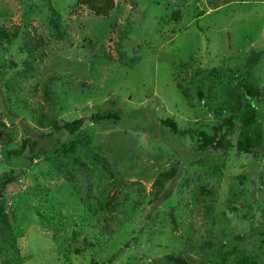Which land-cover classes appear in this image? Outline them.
I'll list each match as a JSON object with an SVG mask.
<instances>
[{
	"label": "rangeland",
	"instance_id": "obj_1",
	"mask_svg": "<svg viewBox=\"0 0 264 264\" xmlns=\"http://www.w3.org/2000/svg\"><path fill=\"white\" fill-rule=\"evenodd\" d=\"M84 1L0 0V26L18 32L0 45V198L12 222L0 225V264H225L240 253L264 264V145L239 153L237 124L229 151L197 152L220 120L197 81L187 96L175 81L184 66L220 69L227 91L238 68L264 89V0H114L106 17ZM28 35L47 44L33 70ZM48 81L56 116L43 129L22 101L44 103ZM254 104L264 127V101ZM81 118L76 135L61 131Z\"/></svg>",
	"mask_w": 264,
	"mask_h": 264
},
{
	"label": "trees",
	"instance_id": "obj_2",
	"mask_svg": "<svg viewBox=\"0 0 264 264\" xmlns=\"http://www.w3.org/2000/svg\"><path fill=\"white\" fill-rule=\"evenodd\" d=\"M84 3H86L97 16L106 17L114 10V0H85ZM52 14L54 18L50 19V25L55 31L56 36L61 39L63 35L58 14L54 10L52 11ZM175 20H178V18ZM16 36H18L17 31L12 32L7 27L0 26V45H9L13 43L17 38ZM44 48H47V44L42 37L31 38V36L28 35V38L23 42L22 50L26 54L27 65L32 66V70L34 69V65L38 66L42 62L44 56L42 50ZM255 60L256 59L253 57L249 64L254 63ZM182 69L184 72L179 70L175 76V81L178 83V88L185 96H187V87L185 84L187 82L197 81L198 86L196 87V91L198 99L200 102L205 101L203 104L204 107H206L211 113L214 114V116L218 118V120H220V127L215 129V132L212 135L199 132L197 152L204 153L208 150L224 152L229 151L234 147L231 137L234 135L237 124L240 125V134L235 148L239 153L252 154L254 150L259 149L264 145V127L261 118L259 117V111L254 104L255 101H264V89L259 88L253 82H250L248 78L250 74L244 77H238L236 73L239 72L240 69L236 68L234 71L229 69L228 72L231 75V86H233V88L226 91V88L223 89L220 86V77L222 75L220 69L211 70L205 76H203L204 71L200 69H197L194 73H189L187 66L182 67ZM182 72L183 76H181ZM184 73L190 76L185 78ZM52 81L55 82L58 80L52 79ZM52 81L44 83L41 87L44 103H38L36 106H33L28 101H22L23 105H25L28 109L30 108V112L32 113L34 119L43 129H50L55 125V108L57 103H55L53 97L54 82ZM226 94L228 96L227 100H225ZM210 95H212V97ZM236 97H238L239 100H234ZM207 100L208 102H206ZM46 109H48V112H46ZM111 117L116 119V115L108 114L105 116L97 115L95 120L96 122L97 120L103 121L110 119ZM84 122L85 120L81 118L70 123H65L61 127V131H66L70 136H74L84 126ZM162 124L170 127V129H172L174 132L178 131L175 122L172 120L167 119L163 121ZM26 146L27 143L24 142L22 150L18 153H14V155H23ZM52 150L53 148H49L48 150H42L41 152L42 154H47ZM92 156L97 163L106 168L107 172H111V169L105 166L108 162L105 158L101 157L97 153H93ZM175 176L176 173L173 169L166 170L165 172L158 174L153 185L155 194L158 195V192L160 191L163 184L171 181L175 178ZM7 181L9 180L7 179ZM4 186V184L0 186V197L2 196L1 193ZM137 186L138 188L136 190L143 191L141 185ZM201 193L203 195L208 194V189L201 187ZM1 201L2 199L0 198V225L10 228L12 224L11 215L10 213H7L3 202ZM208 205L210 206V204H207V206ZM240 254L241 255L235 254L233 259L230 258L232 257L231 255L224 256L227 259L225 264H263L252 256H249L245 253ZM228 258L231 260H228ZM5 264H11V262ZM14 264L21 263L17 262ZM173 264L186 263L182 260L176 259L173 261Z\"/></svg>",
	"mask_w": 264,
	"mask_h": 264
}]
</instances>
